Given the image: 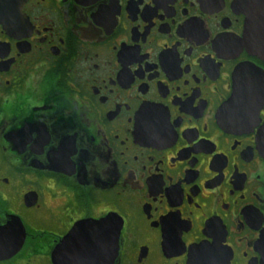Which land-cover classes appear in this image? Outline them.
I'll use <instances>...</instances> for the list:
<instances>
[{"label": "flooded vegetation", "instance_id": "obj_1", "mask_svg": "<svg viewBox=\"0 0 264 264\" xmlns=\"http://www.w3.org/2000/svg\"><path fill=\"white\" fill-rule=\"evenodd\" d=\"M241 3L264 9L0 0V264H55L105 218L114 264H264V55Z\"/></svg>", "mask_w": 264, "mask_h": 264}, {"label": "water", "instance_id": "obj_2", "mask_svg": "<svg viewBox=\"0 0 264 264\" xmlns=\"http://www.w3.org/2000/svg\"><path fill=\"white\" fill-rule=\"evenodd\" d=\"M240 7L242 12L249 15L246 24L247 31L253 33V31L260 30L256 34L257 39L250 43L252 50L264 55V9L250 10L248 5L245 6L243 3ZM241 76L242 72L240 71L237 77ZM238 86H240L239 83L236 84V87ZM236 89V94H238ZM232 102H234V98L229 101L227 106H231ZM261 132L258 141L264 149V127ZM121 228L122 225L112 218H105L99 222L79 223L64 239L52 259L55 264H114L119 248L118 240ZM74 238H78L79 242H74L71 248V241Z\"/></svg>", "mask_w": 264, "mask_h": 264}]
</instances>
